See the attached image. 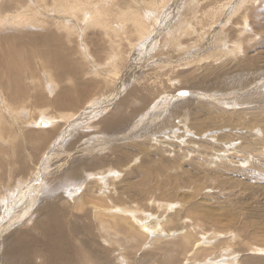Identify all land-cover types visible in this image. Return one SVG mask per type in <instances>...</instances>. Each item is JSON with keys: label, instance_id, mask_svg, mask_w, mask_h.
Segmentation results:
<instances>
[{"label": "rangeland", "instance_id": "374dc122", "mask_svg": "<svg viewBox=\"0 0 264 264\" xmlns=\"http://www.w3.org/2000/svg\"><path fill=\"white\" fill-rule=\"evenodd\" d=\"M255 1L236 11L240 0H84L74 13L57 11L53 0L0 1L1 104L28 98L34 119L41 111L45 118L78 111L46 129L13 123L15 142L0 154V264H71L75 247L84 258L77 264H208L209 256L264 264L261 254L248 256L264 245V0ZM22 5L28 17L12 18ZM128 8L145 22L142 36ZM107 19L114 25L108 33L100 25ZM241 39L242 51L233 54ZM45 49L65 56L58 62L67 69L38 60ZM17 60L31 69L19 83L25 97L13 100ZM67 61L78 68L70 71ZM65 89L71 97L57 102ZM92 204L117 214L136 208L129 221L147 233L115 236L109 216ZM190 225L189 247L192 240L204 247L193 259L178 245ZM60 227L76 246L56 233ZM52 237L59 241L49 250Z\"/></svg>", "mask_w": 264, "mask_h": 264}, {"label": "bare ground", "instance_id": "6f19581e", "mask_svg": "<svg viewBox=\"0 0 264 264\" xmlns=\"http://www.w3.org/2000/svg\"><path fill=\"white\" fill-rule=\"evenodd\" d=\"M1 1V0H0ZM31 1V0H30ZM52 1V0H51ZM48 2V4H50L49 3V1H47ZM83 2H84V0H82V2L80 1V0H53V4H54V6L57 8V11H61V10H64L66 13H74V12H76V10L78 11V10H84V5H83ZM231 2V0H228V3H230ZM255 0H240V2H239V4H238V6L239 7H236L237 9H236V11H238L239 10V8H241V9H243L245 6H246V4L248 3V4H250V7H248L249 9L250 8H252V7H254V5H255ZM26 3V2H25ZM33 3V2H32ZM23 4V3H22ZM32 5V4H31ZM46 5V4H45ZM90 5V4H89ZM28 6V5H27ZM27 6H23L22 5V12H18V11H16V12H14L13 14H11L12 16V18L14 17V16H19V17H28L27 15H28V9H27ZM48 6V5H47ZM225 6H227V2H223V4H221V7L218 9L219 11H221ZM29 7V6H28ZM249 9H246V12L243 14V25L244 26H242L241 28H242V32H241V35H244L245 33H246V29L248 28H246V26L249 24V19H250V15H247V11L249 10ZM213 10H217V9H214L213 8ZM128 11L129 12H131V13H133V15H134V19L133 20H131L130 22H131V24L134 26V27H136V28H140V30L137 32V34H139V36H142V30L145 28V22L142 20V18L140 17V14L139 13H137V12H134V11H130V8H128ZM211 11H212V9H211ZM223 11H224V9H223ZM215 12V11H214ZM150 13V12H149ZM210 13V12H209ZM237 13V12H236ZM93 14H95V13H93ZM151 14V13H150ZM213 14V13H212ZM4 16V15H3ZM140 17V18H139ZM227 17V16H226ZM3 18V17H2ZM4 18H5V16H4ZM3 18V19H4ZM98 18L99 17H96V20H98ZM1 19V18H0ZM16 19H17V17H16ZM27 19V18H26ZM25 19V20H26ZM214 23H212V25H213ZM100 25H102V27H103V29L105 30V32L106 33H108L109 31H114V25H113V20L112 19H107V20H105V21H103L102 23H100ZM125 26H127L126 24H125ZM210 27V26H209ZM225 27V26H224ZM224 30V29H223ZM221 33V32H220ZM203 35V34H202ZM240 35V37L242 38V36ZM256 34L254 33V36H255ZM222 36V35H221ZM254 36L252 37V38H254ZM221 39V38H220ZM219 39V40H220ZM202 40V39H201ZM242 39L238 42V43H235V44H233V45H231V51H233L232 53L234 54V53H236V52H241L242 51V48L243 47H240L241 46V43H242ZM197 47V46H196ZM56 50V49H55ZM197 50V49H196ZM222 50V49H221ZM57 51V50H56ZM230 51V50H229ZM58 52V51H57ZM57 52H51V50H49V49H45V51L39 56V59L38 60H41V59H45V60H47L50 64H56L58 61H60V59H62V57H65V56H62L61 54H59V53H57ZM229 54H231V53H229ZM28 55H30V54H28ZM64 55H65V53H64ZM227 55V54H226ZM232 55V54H231ZM238 55V54H237ZM236 55V56H237ZM8 56V55H7ZM11 57H12V55H11ZM38 57V56H37ZM69 57V56H68ZM2 58V57H1ZM27 58V57H26ZM107 59H111L112 60V64H113V69H114V67H116V66H118V62H119V58H118V61H117V57L114 55V54H112V55H109L108 56V58ZM206 59V58H205ZM204 58H203V60H205ZM3 60H5V59H0V61H2L3 62ZM11 60V59H10ZM19 60V59H18ZM18 60H17V63L16 64H12L14 67H15V69H14V71H13V73H12V77H11V85H12V89L15 91V93H14V95L11 97L10 95H8V97H10V98H13V100H14V98H17V99H19V98H24L25 97V95H26V93L25 94H21L20 92H21V90H23L24 88L22 87V85L21 84H19V83H23V80L24 79H21V78H23V73H24V71H25V69H31V64L30 63H28V65L24 62L23 63V65H17L19 62H18ZM30 61L32 60L33 61V59H29ZM71 60V59H70ZM6 61H8V60H6ZM11 61H13V60H11ZM10 61V62H11ZM31 61V62H32ZM9 62V61H8ZM7 62V63H8ZM27 62V61H26ZM1 63V62H0ZM4 63V62H3ZM59 64L61 63V65H59V64H56V66H57V68L60 66V68L59 69H61L62 67L64 68V69H67L64 65H62V60H61V62H58ZM68 63H70V62H68L67 61V63H66V66H67V64ZM72 63H74V62H72ZM65 64V63H64ZM4 65H6L5 63H4ZM69 65V64H68ZM56 66H55V68H56ZM111 66V65H110ZM2 67V66H1ZM68 67V66H67ZM69 67H77L76 65L74 66H69ZM68 67V68H69ZM3 68V67H2ZM78 68V67H77ZM77 68H75V69H77ZM1 69V68H0ZM70 69V68H69ZM68 69V70H69ZM110 69H112V66H111V68ZM2 70V69H1ZM0 70V71H1ZM61 70H63V69H61ZM73 70V69H72ZM79 70V69H78ZM70 71H71V69H70ZM75 71H77V70H75ZM73 72H74V70H73ZM87 72V71H86ZM85 72V73H86ZM116 71H114L113 72V74L115 73ZM34 72H32L31 74H33ZM87 73H89V71L87 72ZM117 73V72H116ZM3 74H5V73H3ZM76 74V73H75ZM80 74V73H79ZM78 75V74H77ZM49 78H50V75H49ZM30 80H31V78H30ZM18 81V82H17ZM17 82V83H16ZM49 84H51V85H54L53 84V82L52 81H49L48 82ZM56 85H57V83H55ZM4 85H6V83H4ZM89 85H91V86H93L91 83H88V86ZM77 91V90H76ZM78 92V91H77ZM79 93V92H78ZM78 93H75L76 95L78 94ZM71 94H72V92L69 90V89H65V92H63V93H61V94H59L58 95V97H57V102H65L67 99H69L70 97H71ZM25 101H29V99L28 98H25V99H22V101H21V103L18 105V106H13L8 100H7V98L5 99V103H3V104H1V102H0V154L2 153V151L4 150V148H3V144H5V145H7V146H9V147H12L13 146V144H14V142H15V137H17V136H15L16 135V132L15 131H12V128H13V123L14 122H17V123H24V125H26V126H31V125H34V124H36L37 123V125L41 128V129H46L45 127L46 126H48V122H50L51 123V126H53L54 124L56 125L57 123H58V121L56 120V119H60V120H65V121H70L71 119H73L74 117H75V115L77 114V112H73V113H68V114H62V115H60V116H58L57 118H55V117H48V118H45V112L44 111H41L40 113H39V116L37 117V119L39 120H37V119H34L33 117H31L30 116V112H31V110H30V108L28 107V105H26V103H25ZM37 101L38 102H44V101H46V99H45V97H44V95L43 96H39V97H37ZM5 108V109H4ZM122 112V111H121ZM18 118H19V120H18ZM25 118H28V119H25ZM43 118L45 119V120H43ZM47 121V122H46ZM45 123V124H44ZM50 123H49V126H50ZM21 125H23V124H21ZM18 131V130H17ZM45 133H48L47 135H50V134H54V132H56V129L53 131V130H51L50 132H52V133H50V132H47V130H45L44 131ZM39 133H41V131H37V134H39ZM30 136V135H29ZM43 136V135H42ZM42 136H40V137H42ZM47 137V136H46ZM49 137V136H48ZM42 140V139H41ZM40 140V142L42 143V141ZM17 141V140H16ZM20 141V140H19ZM30 141H32V140H30ZM38 141H36L35 143H37ZM30 143V142H29ZM34 143V142H33ZM38 144V143H37ZM36 144V145H37ZM39 147L37 146V149H38ZM249 148V147H248ZM9 149V151H10V149L11 148H8ZM30 150V149H29ZM10 153V152H9ZM6 155H8L7 153H6ZM5 155V156H6ZM10 155V154H9ZM8 158H10L9 156H8ZM7 160V159H6ZM6 160L4 161V163L6 162ZM8 163H10V162H8ZM17 163V162H16ZM15 163V164H16ZM5 165V164H4ZM3 165V166H4ZM10 165H12V162L10 163ZM9 165V166H10ZM14 165V164H13ZM1 167H2V165L0 166V169H1ZM19 167V166H18ZM3 169H5L4 167H2ZM13 169V168H12ZM106 172V171H105ZM2 173V172H1ZM10 173V172H9ZM32 173V172H31ZM12 174H14V172H12ZM99 174V173H98ZM7 175V174H6ZM15 175V174H14ZM13 175V176H14ZM20 175H22V174H19V176ZM3 175H1V177H2ZM19 176H17V177H19ZM10 177V176H9ZM11 178V177H10ZM2 179V178H1ZM14 179H16V178H14ZM3 181V180H2ZM10 181V180H9ZM12 181V180H11ZM10 181V182H11ZM18 182V181H17ZM0 183H1V180H0ZM2 186V185H1ZM0 186V187H1ZM11 186V185H10ZM19 187V186H18ZM80 187H82V186H80ZM22 188V187H21ZM14 189H16V188H14ZM20 189V188H19ZM77 189V188H76ZM5 190V189H4ZM17 190V189H16ZM45 190V189H44ZM78 190V189H77ZM50 191V190H49ZM80 191V190H79ZM4 191H1L0 190V199L1 198H3V197H5L4 196V193H3ZM31 192V191H30ZM75 192V191H74ZM10 194H13L14 195V190H13V192L11 191V192H9ZM8 193V194H9ZM79 193V192H78ZM82 194V193H81ZM5 195H7L6 193H5ZM80 196V195H79ZM12 197V196H11ZM74 198V197H73ZM76 198V197H75ZM6 200V199H5ZM79 200V199H78ZM77 200V201H78ZM75 201V200H74ZM76 202V201H75ZM79 202V201H78ZM77 202V204H75L76 206L79 204ZM140 203V202H139ZM162 203V202H161ZM163 203H166V202H163ZM159 204L158 205V207L160 208L161 207V209H162V207H168V204ZM82 203H80V205H81ZM88 204H90V203H88ZM96 204V203H95ZM95 204H92L93 206H94V208L93 209H96V211L99 213V215H101L102 217H104L105 215H107V216H109V219H110V222H111V227H112V229L114 230V232H115V236L116 235H118V233H119V235H120V233L122 232L123 233V230L124 229H126V230H128V231H132L134 234H136L138 237H141L140 235H143L144 234V232H146L145 230H147V228L145 229V228H141L142 229V231L139 229V228H137L136 227V225L134 226L130 221H129V216H128V214L131 212V210H135V213H138L139 212V210H137L136 208H132V207H123L120 211L121 212H119L120 213V215L123 213V214H125V216L122 218V216L119 218V217H117L116 216V212H112L111 210H102V206L104 207V205L102 204V205H100V206H95ZM113 204V203H112ZM177 204V203H176ZM176 204H173L174 205V207L176 206ZM181 204V203H180ZM92 205H90L91 207H93ZM129 205V204H128ZM169 205H172V204H169ZM172 205V206H173ZM112 206V205H111ZM140 206V205H139ZM172 206H169V207H172ZM78 207H80V206H78ZM82 207H83V204H82ZM81 207V208H82ZM149 207V206H148ZM177 207V206H176ZM175 207V208H176ZM179 207V206H178ZM81 208H79V209H81ZM173 208V207H172ZM171 208V209H172ZM148 209V208H147ZM167 209V208H166ZM170 209V208H169ZM174 209V208H173ZM178 209V208H177ZM197 209V208H196ZM141 210H142V208H141ZM155 210V209H154ZM191 210V209H190ZM189 210V211H190ZM194 210H195V208H194ZM149 211V210H148ZM191 211H193V210H191ZM196 211V210H195ZM3 212V211H2ZM110 212H112V213H110ZM133 212V211H132ZM166 212V211H165ZM168 212H170V210L168 211ZM172 212V213H171ZM171 212L169 213V214H173V210H171ZM260 211H258V213H259ZM119 213L117 214V215H119ZM182 213V212H181ZM190 214H191V212H189ZM189 213H187V214H189ZM257 213V212H256ZM261 213V212H260ZM143 215H144V212L142 213ZM178 214V213H177ZM264 214V213H263ZM262 214V215H263ZM164 215V214H163ZM259 215V214H258ZM146 216V215H145ZM162 216V215H161ZM187 216H189V215H187ZM256 216V215H255ZM259 216H261V215H259ZM168 218H167V221H166V223H169V222H171L172 220H170V219H173L172 218V216H170V215H168L167 216ZM191 217V216H190ZM182 218H183V216H182ZM140 219H141V216H140ZM147 219V218H146ZM145 219V220H146ZM188 219H190V218H188ZM181 220V219H180ZM179 220V221H180ZM185 220V219H184ZM184 220H183V222H184ZM190 220H193L192 218L190 219ZM56 221V220H55ZM132 221V220H131ZM135 221V220H134ZM53 222V221H52ZM123 222H127V223H129V225H128V228L129 229H127L126 228V226H125V224L123 223ZM194 222V221H193ZM192 222V224H194ZM59 222H56V224H58ZM136 223V222H135ZM138 223V222H137ZM172 223H173V221H172ZM175 223V222H174ZM201 223V222H200ZM142 224V223H141ZM140 224V225H141ZM180 224H182V223H180ZM180 224H179V226H180ZM58 226V225H57ZM149 226H151V225H149ZM152 226H154V224H152ZM182 226H183V224H182ZM190 226H191V228H190ZM189 227H185L184 229H187L188 231L187 232H185L184 234H182V235H180V236H178V237H180V239H181V241L178 243V245H179V247L180 246H182L181 247V249H184L183 250V252L182 253H186V254H188L187 252H190L188 255H187V257H185V258H189V259H193V258H191L192 256H194V255H192V253H193V251H194V253L196 252L197 253V250L199 251V250H202L203 248H201V246H199L198 244H197V242L195 241V243H194V240H192V242H193V247L192 248H190L189 247V242H190V240H191V235H190V233H192L191 231L193 230V229H196V227H198V229L200 228V225L199 224H196L194 227H192L193 225H190ZM2 227V226H1ZM66 227V226H65ZM68 227V226H67ZM142 227H143V225H142ZM184 227V226H183ZM62 229H64V228H57V232L56 233H58V234H63L64 235V239H67L68 241H66V242H70V244L72 245V246H76V244L74 243V238H71V234H69V233H65L64 234V232H67L66 230H64V232H62L61 230ZM151 229V228H150ZM153 230H154V228H152ZM151 229V230H152ZM183 229V228H182ZM68 230V229H67ZM155 231V230H154ZM131 232V233H132ZM142 232H143V234H142ZM147 233V232H146ZM153 233V232H152ZM230 233V232H229ZM29 234L30 233H28V231H24V232H22V234L21 235H23L22 237L23 238H26V237H29ZM169 235V234H168ZM232 235V234H231ZM26 236V237H25ZM59 236V235H58ZM66 236V237H65ZM170 236V235H169ZM169 236L167 237V238H169ZM22 237H20V239L18 240V244L16 243L15 244V246H16V248H15V250L19 247V244H21L22 242H23V238ZM49 237H51V235H49ZM177 237V238H178ZM264 236H262V238H263ZM133 238H135V237H133ZM137 238V237H136ZM171 238V237H170ZM210 238V237H209ZM261 238V239H262ZM59 239V238H58ZM131 239H132V236H131ZM177 240V239H176ZM260 240V239H259ZM262 240H264V239H262ZM53 241H56V239L55 238H50V240H49V244H48V248L47 249H49V250H53V248H52V246L55 248L56 246H57V243H58V241H57V243H55V244H53V243H51V242H53ZM66 242H63V243H66ZM207 244H210V241H207L206 242V245ZM11 245V244H10ZM120 246V245H119ZM211 246V245H210ZM179 247H177V248H179ZM189 247V248H188ZM206 247V246H205ZM173 248V247H172ZM176 248V249H177ZM206 248H210V247H206ZM212 248V247H211ZM168 249V251H169V253H168V255H165L166 257H165V259H168V261L172 258V256L174 255V251H172V249H171V247L170 248H167ZM177 250H179V249H177ZM215 250V249H214ZM248 252H249V254H248V256L249 255H252V256H254V255H257V256H259L260 254L262 255V256H264V245L263 246H261V247H252V248H249L248 249ZM178 253H180V252H178ZM193 253V254H194ZM181 254V253H180ZM182 255V254H181ZM191 255V256H190ZM210 255V254H209ZM189 256V257H188ZM70 257H72L71 259H72V262L70 261V263L71 264H77V262L78 261H80L81 263L84 261V258H80V253H79V249L78 248H74L72 251H71V253H70ZM69 257V258H70ZM210 257V256H209ZM209 257H208V261H210L208 264H257L258 262V260H257V258H253V257H248V259H246L243 263L242 262H240L238 259H235V257H233V259H231V260H228V258H225V260H220L219 262H218V260H217V258L215 257L214 259L212 258V261H211V258L209 259ZM212 257V256H211ZM34 258H36V260H39V256L38 255H34L33 257H32V255L30 256V258H29V260L30 261H32V260H34ZM83 259V260H82ZM188 259V260H189ZM36 260H34V261H32V262H38V261H36ZM41 260V259H40ZM205 260V259H204ZM206 260V261H207ZM22 262H24V261H22ZM187 262V261H186ZM183 263V262H182ZM185 263V262H184ZM183 263V264H184ZM5 264H7V263H5ZM10 264H12V263H10ZM25 264V263H24ZM33 264V263H32ZM69 264V263H68ZM123 264V263H122Z\"/></svg>", "mask_w": 264, "mask_h": 264}, {"label": "water", "instance_id": "95a60500", "mask_svg": "<svg viewBox=\"0 0 264 264\" xmlns=\"http://www.w3.org/2000/svg\"><path fill=\"white\" fill-rule=\"evenodd\" d=\"M45 124V123H44Z\"/></svg>", "mask_w": 264, "mask_h": 264}]
</instances>
